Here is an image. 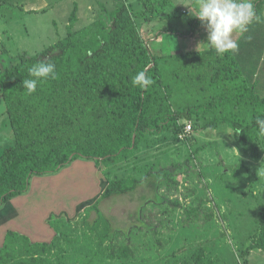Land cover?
Returning a JSON list of instances; mask_svg holds the SVG:
<instances>
[{
    "label": "trees",
    "instance_id": "obj_1",
    "mask_svg": "<svg viewBox=\"0 0 264 264\" xmlns=\"http://www.w3.org/2000/svg\"><path fill=\"white\" fill-rule=\"evenodd\" d=\"M259 1H253L255 11ZM112 2L114 10L100 5L95 23L81 30L75 29L78 9L74 4L64 38L34 55H21L0 72V95L14 140L0 154V208L26 193L32 177L58 174L76 160L93 162L101 170L150 149L157 138L180 142L185 121L192 122L195 131L225 125L236 144L258 160V142L264 136L255 124L257 117L264 118V85L255 83L258 68L252 78L246 77L238 65L237 51L222 56L209 49L154 55L141 37L130 3ZM190 24L191 34L202 27L198 19ZM164 32L183 36L169 30L157 37ZM40 61L56 65V78L38 84L28 95L21 82L30 78L28 69ZM141 70L154 80L147 90L130 82ZM201 150H194L192 156ZM105 182L101 196L137 187L134 177ZM98 204L94 201L91 208L100 214ZM258 224L259 234L241 254L243 264H248L251 251L264 252V207ZM53 229L56 237L50 243H31L23 235L7 232L0 247V264L17 254H36L50 247L61 235L57 226ZM108 232L101 231L99 244ZM19 241L23 252L16 249ZM121 252L128 254L127 249ZM203 252L194 257L202 259ZM14 262L26 264L25 260Z\"/></svg>",
    "mask_w": 264,
    "mask_h": 264
},
{
    "label": "rangeland",
    "instance_id": "obj_2",
    "mask_svg": "<svg viewBox=\"0 0 264 264\" xmlns=\"http://www.w3.org/2000/svg\"><path fill=\"white\" fill-rule=\"evenodd\" d=\"M127 1L152 54L205 49L198 44L206 43V31L198 27L190 33V21L196 18L182 5L194 7L196 0ZM74 4L76 30L95 23L100 5L114 10L112 0H0V72L21 54L34 55L64 38ZM256 14L259 19L246 33L233 35L239 39L235 56L246 77L252 78L258 68L255 83L264 85V0ZM169 30L183 36L164 32L157 37ZM13 142L0 95V152ZM258 143L254 160L225 125L205 131L192 127L180 142L157 138L150 149L98 170L109 182L136 178L134 191L100 195L94 200L100 214L84 200L79 206L86 207L76 219L53 216L52 227L57 226L60 238L36 254H17L7 264H243L241 254L259 234L258 214L264 207V136ZM103 230H109V236L99 244ZM3 236L0 228V247ZM16 249L23 252V243L17 242ZM202 250V259H196ZM247 260L264 264V252L253 250Z\"/></svg>",
    "mask_w": 264,
    "mask_h": 264
},
{
    "label": "crops",
    "instance_id": "obj_3",
    "mask_svg": "<svg viewBox=\"0 0 264 264\" xmlns=\"http://www.w3.org/2000/svg\"><path fill=\"white\" fill-rule=\"evenodd\" d=\"M105 181L94 164L85 161H75L55 175L32 177L26 193L0 208L3 239L12 231L25 236L31 243H50L56 237L50 225L52 217L60 219L64 215L69 220L76 219L86 207L79 206L81 201L90 200L91 207L104 191Z\"/></svg>",
    "mask_w": 264,
    "mask_h": 264
},
{
    "label": "clouds",
    "instance_id": "obj_4",
    "mask_svg": "<svg viewBox=\"0 0 264 264\" xmlns=\"http://www.w3.org/2000/svg\"><path fill=\"white\" fill-rule=\"evenodd\" d=\"M182 5L190 9L191 14L206 31V43L198 44V48L214 50L220 56L238 51L239 45L233 35L246 33L248 26L259 19L253 0H196L194 7ZM28 72L30 78L22 80L21 84L23 90L31 95L38 84L56 78V65L40 61L33 64ZM130 82L133 87L141 90H147L154 84V80L145 70L137 72ZM255 124L259 133L264 135V118L257 117ZM235 132L240 131L237 129Z\"/></svg>",
    "mask_w": 264,
    "mask_h": 264
},
{
    "label": "built area",
    "instance_id": "obj_5",
    "mask_svg": "<svg viewBox=\"0 0 264 264\" xmlns=\"http://www.w3.org/2000/svg\"><path fill=\"white\" fill-rule=\"evenodd\" d=\"M192 130V125L189 121L184 122L183 132L179 135L180 139H183Z\"/></svg>",
    "mask_w": 264,
    "mask_h": 264
}]
</instances>
